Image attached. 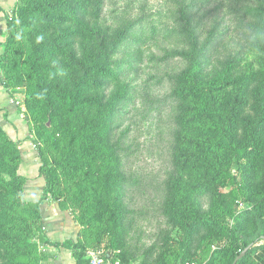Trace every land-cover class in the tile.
<instances>
[{
	"label": "trees",
	"instance_id": "obj_1",
	"mask_svg": "<svg viewBox=\"0 0 264 264\" xmlns=\"http://www.w3.org/2000/svg\"><path fill=\"white\" fill-rule=\"evenodd\" d=\"M174 1V6H179V17H184L186 23L185 38L179 41V48L167 52V57L180 58L187 64L174 75L170 93L178 101L179 128L174 133V168L167 183L170 196L166 205L170 216L182 212L189 217L187 223L191 226L218 223L222 230L226 229L225 243L212 251L206 264H232L248 245L250 248L236 264H264V243H259L264 240V186L258 191L264 169V55L262 68L237 70L236 56L240 55L237 53L221 70L214 69L218 66L217 60L214 61V68L208 72L207 64L219 42L211 36L214 29L203 40L202 30L192 17L199 7L208 8L203 15H210L213 10L208 6H226V0ZM106 2L17 0L16 16L10 22L9 38L0 55V67L6 78L21 77L25 85L26 114L35 121L34 145L43 161L39 174L45 180L44 191L51 194L61 209L83 204L85 197L80 192L67 194L60 185V172L67 176L81 174L82 181L76 182L78 188L82 185L88 188L89 182L99 180L105 193L110 192L108 177L99 174L93 164L98 152L111 156L115 163L106 173L118 181L123 179L115 154L120 145L118 141L111 143V133L113 120L121 111L116 105L122 102L126 105L129 98L119 87H112L119 82L122 66L135 67L138 61L133 57L118 60L114 56L123 45H129L125 52H138L139 39H143L140 43L145 40L132 37L146 32L140 21L103 26L100 19ZM228 6H236L237 12L243 10L238 24L245 21L249 27L247 48L264 53V0H228ZM13 23L18 26L16 32H11ZM213 24L217 28L218 20ZM137 25L141 33L135 28ZM150 29L155 31L154 27ZM22 34L29 41V49L21 44ZM131 46L135 48L131 50ZM63 69L69 70L67 76L60 74ZM189 126L195 132L187 130ZM204 129L208 132L203 133ZM57 132L61 134L59 138L55 136ZM19 143L0 123V264H51L46 247L61 246L72 250L77 264H87V248L105 249L102 244H89L82 235V225H90L91 216L85 214L79 220L72 213L81 225L76 240L51 241L47 237L40 200L24 197L27 177L19 170L22 161ZM102 147L105 150L101 151ZM47 149L52 150V156L45 155ZM235 155L238 157L234 158ZM234 164L246 190L242 201L248 204L238 212L240 222L214 216L221 212L219 209L203 217L199 201L190 200L183 189V169L190 165L198 171L200 184L209 185L204 190L212 187L216 191L214 205L222 211L234 212L232 193L225 191L223 183ZM98 193L104 199L102 190ZM48 198L44 195L40 199ZM104 206L112 228L122 230L119 221L124 218V210L112 208L108 203ZM19 207L26 213L17 212ZM102 215L96 212L92 217L102 221ZM241 228L245 232H240Z\"/></svg>",
	"mask_w": 264,
	"mask_h": 264
},
{
	"label": "rangeland",
	"instance_id": "obj_2",
	"mask_svg": "<svg viewBox=\"0 0 264 264\" xmlns=\"http://www.w3.org/2000/svg\"><path fill=\"white\" fill-rule=\"evenodd\" d=\"M16 3L17 0H0V55L9 38L10 22L16 16ZM174 3V0H107L100 19L103 26L116 27L125 21H140L146 32L132 37V40H138L139 37L145 40L140 43L143 39H139L138 52H125L129 45H123L114 56L118 60L127 61L129 57H133L135 62L138 61L135 67L122 66L119 82L112 87H119L123 95L129 98L126 105L124 102L116 105L115 108H120L121 111L113 120L111 133V143L118 141L120 145V148L115 149V154L123 179L118 181L110 173H106V169L115 163L110 159L111 156L103 155V152L95 154L93 164L98 168L99 174L108 177V194L99 180L89 182L88 188L84 185L78 188L76 182L82 181L81 174L67 176L60 172V185L66 193L80 192L85 197V203L70 206L67 211L79 220L85 214L91 216L90 225H82V235L89 244L105 245V249L110 252L112 264H206L212 251L225 243L226 229L222 230L218 223L196 228L187 223L189 217L182 212L170 216L171 212L166 205L170 196L167 183L174 168V133L176 134L179 128L176 123L178 101L170 96V93L174 75L187 64L180 58L167 57V52L179 48V41L185 38L183 32L186 23L184 17H179V6H174ZM225 3L226 6H208L213 13L206 16L203 14L208 8L199 7L196 16L192 17L193 23L199 24L202 30L203 40L207 38L210 30L214 29L211 36L219 42L213 48L214 57L207 64V71L214 68L216 60L218 66L214 69L221 70L224 63L237 53L240 54L236 56L237 70L247 72L251 68H262L261 59L264 53L257 48H247L246 31L249 27L245 26V21L242 25L238 24L243 10L237 12L236 6H228V0ZM215 20H218L217 28L213 24ZM90 22L94 23V20L91 19ZM151 27H154V32H151ZM11 28V32L18 30L14 23ZM135 28L141 33L138 25ZM21 44L25 49H29V41L24 34L21 36ZM13 46L16 47L17 44ZM132 48L135 46H131V50ZM14 56L20 60L19 55ZM68 72V69L60 70L62 76H67ZM24 98L25 85L21 77L7 79L0 67V123L10 136L20 142L22 161L19 170L27 177L24 197L35 201L47 195L50 197L48 200L53 199L49 192L44 191L45 180L39 174L43 161L34 145L35 121L26 114ZM47 124L50 125L49 120ZM186 129L195 132L190 126ZM201 131L206 133L208 129ZM55 136L59 138L60 132ZM103 150L104 147L101 148V151ZM51 153L52 150L47 149L45 155L50 157ZM223 154L229 155L228 152ZM236 157L238 156L235 155L234 158ZM238 170L236 164L232 165L223 179L225 191L232 193L231 197L236 204L234 212H225L214 205L216 191H213L212 187L210 190H204L209 185H201V181L197 180L199 172L193 170L190 165L183 169V189L190 200L199 201L203 217L218 212L219 209L221 212L214 216H226L232 222H240L238 212L248 204L242 201L246 190L242 188ZM258 185L260 191L261 186H264V169ZM216 186L218 190V183ZM98 190H102L105 200L100 198ZM106 203L112 208L124 210V218L119 221L122 230L112 228L108 213L104 211ZM18 211L20 214L26 213L21 207ZM96 212H102V221L92 217ZM73 219L80 230L78 220L74 217ZM243 229L241 228L240 232H245ZM259 243H264V240Z\"/></svg>",
	"mask_w": 264,
	"mask_h": 264
},
{
	"label": "crops",
	"instance_id": "obj_3",
	"mask_svg": "<svg viewBox=\"0 0 264 264\" xmlns=\"http://www.w3.org/2000/svg\"><path fill=\"white\" fill-rule=\"evenodd\" d=\"M40 209L44 220V227L46 228V235L51 241L62 242L68 238L72 240L77 239L79 226L71 214L67 210H62L55 200L41 199ZM46 250L49 253L48 261L51 264H77L72 250L67 247H46Z\"/></svg>",
	"mask_w": 264,
	"mask_h": 264
},
{
	"label": "built area",
	"instance_id": "obj_4",
	"mask_svg": "<svg viewBox=\"0 0 264 264\" xmlns=\"http://www.w3.org/2000/svg\"><path fill=\"white\" fill-rule=\"evenodd\" d=\"M87 264H112V259L108 257L107 250L98 247H89L86 250Z\"/></svg>",
	"mask_w": 264,
	"mask_h": 264
},
{
	"label": "water",
	"instance_id": "obj_5",
	"mask_svg": "<svg viewBox=\"0 0 264 264\" xmlns=\"http://www.w3.org/2000/svg\"><path fill=\"white\" fill-rule=\"evenodd\" d=\"M250 248V245L246 246L241 252L240 254H238L236 256V258L234 259L232 264H236L238 262L239 259H241L247 252V250ZM107 255L109 258H111L110 252L107 250Z\"/></svg>",
	"mask_w": 264,
	"mask_h": 264
}]
</instances>
